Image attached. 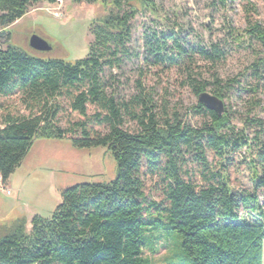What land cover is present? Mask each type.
<instances>
[{"label": "trees", "instance_id": "1", "mask_svg": "<svg viewBox=\"0 0 264 264\" xmlns=\"http://www.w3.org/2000/svg\"><path fill=\"white\" fill-rule=\"evenodd\" d=\"M57 1L0 0V95L20 93L22 103L37 111L28 118H3L2 184L36 139H66L77 148H104L115 161L116 177L110 183H81L66 189L51 217L33 218L30 231L23 218L0 225V264H151L144 251L156 254L148 243L152 232L162 227L177 234L190 264H263L264 215L255 195L264 192L263 122L251 120L259 128L251 160L253 193L233 192L223 173L209 171L206 158L207 150L223 157L247 146L243 138L232 141L226 113L218 115L197 102L193 109L209 122L193 129L177 119L160 124L141 93L128 103L106 95L101 72L117 66L119 55L128 51L130 21L138 8L154 10V4L150 0H69L97 4L105 12L90 28L93 41L83 59L67 61L16 48L8 27L32 6ZM246 23L244 38L254 41L258 49L248 70L260 82L264 80V25L249 18ZM154 44L148 43L150 52L162 61L167 43L156 39ZM183 53L179 48L178 55ZM198 53L208 63L220 59L216 45ZM233 82L221 85L215 77L211 94L222 100ZM188 83L197 97L208 86L190 76ZM65 95L71 99L70 109L82 119L87 118V106L94 107L97 113L92 119L106 130L94 131L83 120L65 129L56 126L55 99ZM128 106L140 109L135 115L140 129L136 133L121 128ZM183 151L193 153L202 171L201 185L183 178ZM144 167L152 175L159 174L163 184L159 203L145 194ZM241 208L257 212L258 219L247 221L239 214Z\"/></svg>", "mask_w": 264, "mask_h": 264}, {"label": "rangeland", "instance_id": "2", "mask_svg": "<svg viewBox=\"0 0 264 264\" xmlns=\"http://www.w3.org/2000/svg\"><path fill=\"white\" fill-rule=\"evenodd\" d=\"M150 1L154 10L138 8L130 21L128 51L119 55L121 60L117 66L105 68L100 74L106 95L128 103L141 93L160 124L166 119H177L200 129L209 121L193 109L198 97L192 92L188 77L206 81L205 93L210 95L215 77L221 85L233 80L232 88L222 99V114L228 115L232 141L243 138L247 146L223 157H215L207 150L206 158L209 171L223 173L233 192L252 194L251 160L259 128L251 120H260L264 126V80L256 82L250 76L248 67L258 49L254 41L244 38L243 30L248 18L264 25V1L227 0L224 4L217 0ZM103 14L97 4L58 0L54 4L32 6L7 30L12 33L13 45L26 53L33 54L27 42L31 34H37L52 46V51L35 54L76 61L87 56L93 41L90 28ZM156 39L167 43L162 61L154 59L148 45H155ZM212 45L220 51V59L214 64L203 60L198 53L199 49L208 50ZM179 48L184 51L182 57L178 55ZM55 102L59 107L55 125L59 128L65 129L83 120L94 131L106 130L105 125L92 119L97 113L94 107L87 106V118L82 119L70 109V97H58ZM139 113V108L128 106L123 111L121 128L129 133L138 132L135 115ZM35 114L36 110L22 103L20 93L0 95V125L6 115L28 118ZM182 157L183 178L201 185L202 171L193 153L183 151ZM142 170L146 196L161 202L163 184L159 174L152 175L145 167ZM115 177V161L104 148H77L66 139H36L7 182H0V225L23 218L26 230L30 231L33 218L51 217L66 189L81 183H110ZM255 195L264 215V192L257 191ZM239 214L247 221L258 219V213L249 209L241 208ZM151 244L156 254L144 251L151 264H190L177 234L159 228L152 232L149 249Z\"/></svg>", "mask_w": 264, "mask_h": 264}, {"label": "water", "instance_id": "3", "mask_svg": "<svg viewBox=\"0 0 264 264\" xmlns=\"http://www.w3.org/2000/svg\"><path fill=\"white\" fill-rule=\"evenodd\" d=\"M27 44L33 53L46 54L52 51V46L37 34H31L28 37ZM198 102L201 103L207 110L213 111L218 115H222L224 110L223 102L219 98L204 92L198 96Z\"/></svg>", "mask_w": 264, "mask_h": 264}, {"label": "built area", "instance_id": "4", "mask_svg": "<svg viewBox=\"0 0 264 264\" xmlns=\"http://www.w3.org/2000/svg\"><path fill=\"white\" fill-rule=\"evenodd\" d=\"M0 182H1V184H2L1 177H0Z\"/></svg>", "mask_w": 264, "mask_h": 264}]
</instances>
